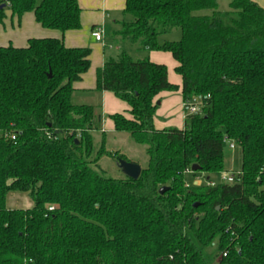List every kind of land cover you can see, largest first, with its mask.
<instances>
[{
	"label": "trees",
	"instance_id": "trees-1",
	"mask_svg": "<svg viewBox=\"0 0 264 264\" xmlns=\"http://www.w3.org/2000/svg\"><path fill=\"white\" fill-rule=\"evenodd\" d=\"M217 4L125 0L111 35L122 48L97 69L95 89L129 106V117H109L146 146L137 179L100 172L102 155L128 159L105 149L104 132L94 142L100 105L72 100L89 47L50 37L0 46V264H264V7ZM8 9L32 11L45 28H80L78 0H0V22ZM176 28L178 40H159ZM128 46L177 61L181 128H155V97L179 86ZM224 137L240 147L239 180L187 179L194 164L207 175L224 168ZM9 192L27 193L33 206L8 208Z\"/></svg>",
	"mask_w": 264,
	"mask_h": 264
},
{
	"label": "crops",
	"instance_id": "crops-1",
	"mask_svg": "<svg viewBox=\"0 0 264 264\" xmlns=\"http://www.w3.org/2000/svg\"><path fill=\"white\" fill-rule=\"evenodd\" d=\"M253 1L264 7V0ZM78 4L81 9L80 28L65 32L41 26L35 20L32 11L25 12L18 18L8 9L5 18L0 22V46L23 47L29 38L50 37L62 39L67 47H89L91 49L90 65L87 71L82 74L81 79L73 83L72 100L92 106L100 105L102 122L101 131L97 133L104 132L105 137L107 134L115 135L120 132L114 130L113 121L109 116L121 113L129 117V106L110 91H96V71L102 67L107 57L118 54L122 48V44L119 42L115 44L118 40L112 41L111 35L118 27L117 22L122 19L125 0H78ZM97 27L103 29L105 42L110 47L104 46L92 37L91 31ZM139 57H142V54ZM148 57L154 63L164 64L167 68L168 80L179 86L176 91H161L155 97L159 105L154 115V126L156 129L181 128L184 114L180 89L182 80L175 71L178 63L167 51L152 50Z\"/></svg>",
	"mask_w": 264,
	"mask_h": 264
},
{
	"label": "rangeland",
	"instance_id": "rangeland-1",
	"mask_svg": "<svg viewBox=\"0 0 264 264\" xmlns=\"http://www.w3.org/2000/svg\"><path fill=\"white\" fill-rule=\"evenodd\" d=\"M229 1L230 0H217V9L221 12H224L229 9ZM201 13H209V11H200ZM180 38V29L176 28L169 34L161 35L159 40L170 39V40H178ZM129 52L136 58L142 54L148 55L149 52H145L142 49H137V46H128ZM171 74V73H170ZM76 103V100L74 101ZM183 114L185 116V110L183 108ZM101 140L100 133H94V142L99 144ZM235 143V141L231 140ZM229 142L224 143V168L216 173H212L207 175L205 173H195L187 174L186 178L190 181L196 177L201 178V180L206 181L207 177L210 178L214 183L220 181L219 176L222 171H233L239 172L241 175L240 167H241V152L240 147L235 143L234 148H229ZM105 149L114 152L118 151L123 154L129 161L138 163L141 168L146 167L148 156L146 154V146L143 144H139L134 142L126 132L116 133L115 135L107 134L105 137ZM119 160L115 157L102 155L98 164L100 167V172L105 176L120 178L125 174L119 166ZM33 200L30 196L25 192H9L6 199V206L8 208H30L33 206Z\"/></svg>",
	"mask_w": 264,
	"mask_h": 264
},
{
	"label": "built area",
	"instance_id": "built-area-1",
	"mask_svg": "<svg viewBox=\"0 0 264 264\" xmlns=\"http://www.w3.org/2000/svg\"><path fill=\"white\" fill-rule=\"evenodd\" d=\"M91 35L92 37L96 40V41H99L101 42L104 46H108L110 47L106 42H105V37H104V31L101 27H97V28H94L92 31H91ZM198 111V107L197 105L195 104H190L188 109H187V112L188 113H194V112H197ZM229 148L230 149H233L234 148V142H232L228 137H224V143L225 142H229ZM194 171L192 169H185L184 170V174L187 175V174H192ZM239 176H240V173L239 172H233V171H222L220 172V176H219V179H220V182H236L237 180H239ZM203 182V180H201V178H194L193 179V183L196 184V185H199ZM206 183L207 184H210V185H213L214 182L212 180H210V178L206 179ZM185 185L186 186H189V182H185ZM49 210H52L53 209V206H49L48 207ZM225 255V253L223 254Z\"/></svg>",
	"mask_w": 264,
	"mask_h": 264
},
{
	"label": "water",
	"instance_id": "water-1",
	"mask_svg": "<svg viewBox=\"0 0 264 264\" xmlns=\"http://www.w3.org/2000/svg\"><path fill=\"white\" fill-rule=\"evenodd\" d=\"M159 103V102H158ZM119 161V166L122 169L123 173L128 176L131 177L133 179H137L140 175L141 172V166L138 163L132 162V161H128L125 159H118ZM192 170L193 171H197L199 170V166L194 164L192 166ZM166 188H161L160 189V193H163L164 190Z\"/></svg>",
	"mask_w": 264,
	"mask_h": 264
}]
</instances>
